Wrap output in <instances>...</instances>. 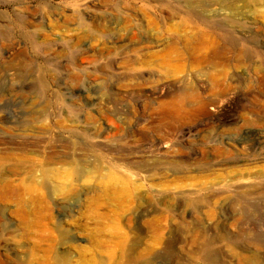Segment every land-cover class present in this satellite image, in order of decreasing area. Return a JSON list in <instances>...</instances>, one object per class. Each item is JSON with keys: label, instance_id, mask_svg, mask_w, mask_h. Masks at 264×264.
Returning <instances> with one entry per match:
<instances>
[{"label": "rangeland", "instance_id": "374dc122", "mask_svg": "<svg viewBox=\"0 0 264 264\" xmlns=\"http://www.w3.org/2000/svg\"><path fill=\"white\" fill-rule=\"evenodd\" d=\"M0 177V264L264 259V0H0Z\"/></svg>", "mask_w": 264, "mask_h": 264}, {"label": "bare ground", "instance_id": "6f19581e", "mask_svg": "<svg viewBox=\"0 0 264 264\" xmlns=\"http://www.w3.org/2000/svg\"><path fill=\"white\" fill-rule=\"evenodd\" d=\"M221 1V0H220ZM239 4V3H238ZM237 6V5H236ZM239 6H240V4H239ZM235 12H233V16H236L237 15V12H236V10H234ZM176 32V31H175ZM204 35V34H203ZM205 37V36H204ZM187 38V37H186ZM190 38V37H189ZM181 42H182V46H184V47H186V48H190V45L191 44H195L196 45V49L193 51V52H191L192 54H193V57L192 58H194V60L197 62V64H201L203 61H204V59L206 58L205 56H204V52H205V50L208 48V44H206L205 42H204V40L202 39V34L200 33V35H199V37H196L195 38V42L193 43L191 40H181ZM232 42V47H234L235 48V41H231ZM178 43V42H177ZM177 43H173V44H168L167 46H166V51H164V53L162 54V56H161V65L162 66H168L169 65V62H170V60H169V53H170V51H172L173 49L175 50L176 49V47H174ZM237 43V42H236ZM180 45V44H179ZM178 45V46H179ZM191 49H192V47H191ZM187 50V49H186ZM228 50V49H227ZM230 51V50H229ZM227 52V51H226ZM247 52V51H246ZM179 53H181L180 51H179ZM189 53V52H188ZM218 53V52H217ZM173 54V53H172ZM172 54H170V55H172ZM7 55H11L9 52L7 53ZM174 55V54H173ZM180 55V54H179ZM221 55H223V56H225V54H223V52L221 53ZM238 55H240V52H238ZM14 56V55H13ZM215 56H217V54L215 55ZM214 56V57H215ZM220 56V55H219ZM12 57V56H11ZM15 57V56H14ZM180 57H181V55H180ZM214 57H211L210 59H212V60H214L213 58ZM237 57V56H236ZM225 58V57H224ZM227 58V57H226ZM226 58L225 59H223V58H220L219 60H221V61H219V62H217L216 64H219V65H221V66H228V64H229V60H226ZM206 60V59H205ZM209 60V59H208ZM212 60H210L209 62H211ZM235 60H237V59H235ZM238 61V60H237ZM240 61V60H239ZM18 62V61H17ZM132 62H133V60H132ZM213 62V61H212ZM215 62V61H214ZM213 62V63H214ZM208 64H211V63H208ZM238 64V63H237ZM193 65V64H192ZM203 65V64H202ZM208 66V65H207ZM216 67H217V65H215ZM210 67V66H209ZM212 67V66H211ZM195 68V67H194ZM218 68V67H217ZM170 69V68H169ZM173 69V68H172ZM179 69V68H178ZM175 70V69H174ZM173 70V71H174ZM215 70V69H214ZM179 71V70H178ZM175 72V71H174ZM176 73V72H175ZM216 73V72H215ZM215 76V75H214ZM200 78V77H199ZM219 79V78H218ZM221 79V78H220ZM232 79V78H231ZM199 80V79H198ZM202 80V79H201ZM213 82H214V80H213ZM188 83V82H187ZM186 83V84H187ZM203 85V84H202ZM218 85V84H217ZM220 86H222V85H220ZM219 86V87H220ZM205 85L204 86H200L199 87V89H200V93H204L205 92ZM220 89V88H219ZM161 91V90H160ZM221 91H223V90H220V92ZM162 93V92H161ZM225 94V93H224ZM227 94V93H226ZM175 96V95H174ZM208 96V95H207ZM223 96V95H222ZM204 97V96H203ZM225 97V96H224ZM210 98H212V97H210ZM216 98V97H215ZM213 99V98H212ZM211 99V100H212ZM211 100H203L202 98H201V96H200V94L199 93H197V92H195L193 89H189V90H187L186 89V91H181L180 93H179V95L177 96V98H175V99H173V101H171L169 104H165V103H162L161 104V106H169V107H172V105H179V104H191V105H194V106H196L197 107V110L200 108V109H205L206 111H208V112H206L207 114H210V115H214V114H217V112L219 111V108L221 107V106H211V104H212V101ZM216 101H217V99H215ZM219 100V99H218ZM221 100V99H220ZM228 101V100H227ZM261 101V100H260ZM221 102V101H220ZM161 103V102H160ZM225 105V104H224ZM224 105H222V106H224ZM209 106H211V108H209V109H207ZM199 109V110H200ZM222 110V109H221ZM262 110V109H261ZM260 110H258V112H259ZM261 112V111H260ZM256 113V112H255ZM257 116H259L258 118H259V121L260 120H262L263 119V117H262V115L261 114H257L256 115V117ZM125 120V119H124ZM243 146V145H242ZM228 148V147H227ZM257 173H259V172H257ZM256 177H254L253 179H255ZM234 180V179H233ZM1 181H2V179H1V177H0V187H2L1 186ZM227 187L229 188V187H231V185L229 186V185H227ZM8 188V187H7ZM7 188H5V190L7 189ZM2 189V188H1ZM247 189V188H246ZM251 191V192H250ZM250 191H247L246 193H244L245 195H251V194H258L259 193V191H260V189L259 188H256L255 190H250ZM3 192V191H2ZM202 231V230H201ZM199 234V233H198ZM199 236L201 237V238H203L204 237V232H200V234H199ZM249 254V253H248ZM264 254V253H263ZM200 261H201V263L202 264H217L216 263V259L213 257V256H211V255H209V256H206V257H201L200 258ZM126 264H129V263H126ZM176 264H191L190 262L188 263V262H186V261H177L176 262ZM244 264H264V259L262 258V257H258V256H256L255 254H249L247 257H246V259H244Z\"/></svg>", "mask_w": 264, "mask_h": 264}]
</instances>
